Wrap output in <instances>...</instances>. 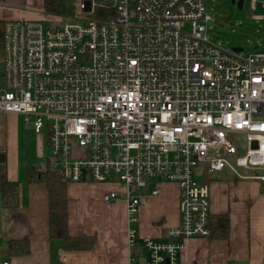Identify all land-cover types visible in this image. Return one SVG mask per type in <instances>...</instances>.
I'll return each mask as SVG.
<instances>
[{"label":"built area","instance_id":"1","mask_svg":"<svg viewBox=\"0 0 264 264\" xmlns=\"http://www.w3.org/2000/svg\"><path fill=\"white\" fill-rule=\"evenodd\" d=\"M76 1L77 21L58 28L5 23L0 114L43 138L65 184L116 188L103 200L124 201L145 264H178L185 241L212 235L205 177L264 184V51L214 41L206 0ZM156 180L179 191L171 243L136 230Z\"/></svg>","mask_w":264,"mask_h":264},{"label":"crops","instance_id":"2","mask_svg":"<svg viewBox=\"0 0 264 264\" xmlns=\"http://www.w3.org/2000/svg\"><path fill=\"white\" fill-rule=\"evenodd\" d=\"M250 6L255 7L251 2ZM66 21L46 15L44 0H0V22H40L58 28ZM21 117L0 114V152L6 155L7 179L18 183L20 195L16 209H4L0 193V259L10 264H63V257L65 264H130L134 258L145 264L146 259L138 258V251L128 246L124 201L103 200L116 189L110 185H67L68 233L74 238H94L91 250L66 251L60 240L49 237L46 188L41 182L28 183L26 179L29 168L40 171L44 166L39 169L35 161L20 160L19 137L26 128L32 130ZM39 140L37 160L44 157L45 149L41 136ZM208 184L211 238L185 241L178 264H264V184L236 181L225 173L211 176ZM155 190L157 196L152 195ZM141 195L145 201L138 213V238L173 242L168 232L179 222L177 186L150 181ZM220 217L228 219L227 239L213 235L212 223ZM10 243H14L13 248Z\"/></svg>","mask_w":264,"mask_h":264},{"label":"trees","instance_id":"3","mask_svg":"<svg viewBox=\"0 0 264 264\" xmlns=\"http://www.w3.org/2000/svg\"><path fill=\"white\" fill-rule=\"evenodd\" d=\"M44 11L48 16L66 18V0H44ZM97 17H100V15ZM4 26L5 23L0 22V52L3 48ZM46 163L40 171L29 168L26 172V179L28 183L41 182L46 188L49 237L60 240L63 250L66 251L91 250L95 243L94 238H74L69 235L67 184L61 180L58 173L50 170L48 162ZM203 181L208 182L209 179L205 177ZM0 193L2 208L16 209L19 206V185L17 182H11L7 179L6 155L4 152H0ZM212 225L215 237L228 238V219L226 217L217 218ZM13 246L14 243H10V247L13 248Z\"/></svg>","mask_w":264,"mask_h":264},{"label":"rangeland","instance_id":"4","mask_svg":"<svg viewBox=\"0 0 264 264\" xmlns=\"http://www.w3.org/2000/svg\"><path fill=\"white\" fill-rule=\"evenodd\" d=\"M235 1L238 2V0H206L208 10L214 18V23L210 25L212 39L227 50L241 48L243 55L264 51V9L261 8L262 1L258 0L256 6L254 2L255 7L253 8L250 6L251 0H243L241 8L237 7ZM66 7V19L70 22H76L77 1L66 0ZM2 71L0 63V89L3 84ZM37 136L33 130L29 131L28 128H26L24 133L21 132V137H19V154L21 162L27 160L29 162L35 161L36 166L42 169L47 164L48 149L45 145V149L42 150L45 159L44 157L40 160L36 159L37 140L40 137L37 138Z\"/></svg>","mask_w":264,"mask_h":264},{"label":"water","instance_id":"5","mask_svg":"<svg viewBox=\"0 0 264 264\" xmlns=\"http://www.w3.org/2000/svg\"><path fill=\"white\" fill-rule=\"evenodd\" d=\"M243 2H244L243 0H238V2L235 1V4L237 5V7L241 8L242 5H243ZM233 3H234V1H233ZM232 50H233L234 52H236V53H240V52L242 51L241 48H233Z\"/></svg>","mask_w":264,"mask_h":264}]
</instances>
